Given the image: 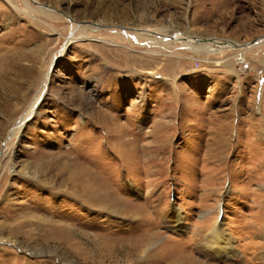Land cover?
I'll return each mask as SVG.
<instances>
[{
    "label": "rangeland",
    "instance_id": "374dc122",
    "mask_svg": "<svg viewBox=\"0 0 264 264\" xmlns=\"http://www.w3.org/2000/svg\"><path fill=\"white\" fill-rule=\"evenodd\" d=\"M0 264H264V0H0Z\"/></svg>",
    "mask_w": 264,
    "mask_h": 264
},
{
    "label": "bare ground",
    "instance_id": "6f19581e",
    "mask_svg": "<svg viewBox=\"0 0 264 264\" xmlns=\"http://www.w3.org/2000/svg\"><path fill=\"white\" fill-rule=\"evenodd\" d=\"M44 12H46L47 14H50V15L52 14L49 11H44ZM86 28H87V26H80V25H77L76 23H74L73 27H72V31L78 30V32H80L79 34L85 35L84 31ZM139 35L147 38L148 40H150V42L158 41V39L159 40L161 39L163 42H165L167 44H176L177 41L174 42V40L179 39L180 40L179 44L185 46L186 48L195 50L197 52H204V53L205 52L216 53V52H218V50H223V49H229V50L233 51L234 49H240L241 48V50H242V47L247 46V45L246 46L240 45V47H236L238 44L236 45V43H234V42H230V41L220 42L217 40H214L213 42L197 43V41L194 40V38H193L194 36H187L186 37V35L183 36L182 34H180L179 36L173 35V37H168V38L162 36L161 33H157V32H153V33L141 32ZM156 37H160V38L157 39ZM75 39H76V37H73V40H75ZM256 42H257V40L254 43L249 44V45H255ZM258 42H260V41H258ZM255 46H258V45H255ZM38 100L37 101L35 100L36 102L34 103V106L37 105V103L39 102ZM21 124H23V123H21ZM177 219L179 220L180 224L183 223V217H181V215L179 213L177 215ZM205 239H206V242H205L206 248L214 251L218 255L223 254V256L225 255V257H231V256H234L236 254V250H234V247H233V244H235L233 238H230L229 235L226 234V231L223 228V224L219 223L218 221L214 225L213 229L206 235ZM149 250H150V248L147 249L144 254L149 255L148 254Z\"/></svg>",
    "mask_w": 264,
    "mask_h": 264
},
{
    "label": "water",
    "instance_id": "95a60500",
    "mask_svg": "<svg viewBox=\"0 0 264 264\" xmlns=\"http://www.w3.org/2000/svg\"><path fill=\"white\" fill-rule=\"evenodd\" d=\"M200 41H203V42H211L212 41L213 42L214 39H201ZM236 47H240V46L237 45Z\"/></svg>",
    "mask_w": 264,
    "mask_h": 264
}]
</instances>
